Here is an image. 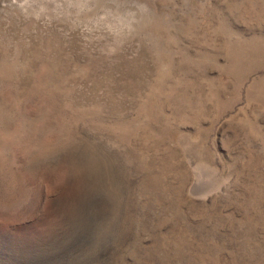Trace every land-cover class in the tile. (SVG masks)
I'll use <instances>...</instances> for the list:
<instances>
[{
    "label": "rangeland",
    "instance_id": "obj_1",
    "mask_svg": "<svg viewBox=\"0 0 264 264\" xmlns=\"http://www.w3.org/2000/svg\"><path fill=\"white\" fill-rule=\"evenodd\" d=\"M0 264H264V0H0Z\"/></svg>",
    "mask_w": 264,
    "mask_h": 264
},
{
    "label": "clouds",
    "instance_id": "obj_2",
    "mask_svg": "<svg viewBox=\"0 0 264 264\" xmlns=\"http://www.w3.org/2000/svg\"><path fill=\"white\" fill-rule=\"evenodd\" d=\"M14 2H15V0H14Z\"/></svg>",
    "mask_w": 264,
    "mask_h": 264
}]
</instances>
